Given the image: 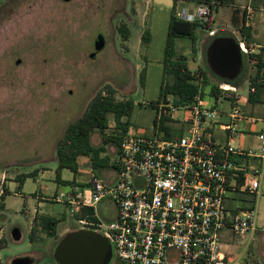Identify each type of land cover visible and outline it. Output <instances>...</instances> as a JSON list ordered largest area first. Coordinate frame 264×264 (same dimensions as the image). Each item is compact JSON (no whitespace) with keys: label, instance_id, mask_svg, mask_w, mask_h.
<instances>
[{"label":"rangeland","instance_id":"obj_1","mask_svg":"<svg viewBox=\"0 0 264 264\" xmlns=\"http://www.w3.org/2000/svg\"><path fill=\"white\" fill-rule=\"evenodd\" d=\"M196 6L186 2L179 10L186 9L190 14ZM171 7L172 0H0V180L4 178L9 189L0 211V264H11L13 258L20 256L31 257L32 264H53L56 238L46 236L41 229L35 233L38 244L28 238L38 206L34 192L44 193L41 199L48 201L49 205H40L42 213L61 218L57 237L75 227L66 206L50 197L53 191L66 189L55 181L56 142L99 89L109 85L117 99L132 100L131 132L142 135L154 132L155 110L151 103L159 97L163 81ZM230 8L218 7L212 31L229 33L239 40L240 33L230 21ZM122 24L129 29L127 40L119 29ZM145 30L148 40L143 42ZM99 33L104 35L105 45L95 51L93 42ZM211 35L210 31L197 28L193 39L175 38L174 51L188 57L191 69L203 67L205 44ZM92 52L94 57L90 55ZM252 73L251 66L244 65L237 93L246 111L259 115L264 112L263 104L247 99V81ZM165 80L170 81V76L164 77ZM207 102L211 103V99L207 98ZM114 127L110 115L107 131H113ZM240 139L241 136H236L232 144L238 146ZM91 143L95 146L101 143L98 131L92 133ZM242 143L254 145L255 141L250 137ZM116 150L113 144L106 146L111 161L116 158ZM78 163L79 183L88 181L91 173L105 181L113 177V167L92 170L85 156ZM33 170H37L36 175L26 178L18 187L16 176ZM72 178L68 169L61 171V179ZM45 184L48 190H43ZM262 191L263 195L257 199V231L245 236L226 232L221 239L222 250L241 264H264V182ZM230 200L232 206L240 204L233 192L227 196V206L231 205ZM98 213L105 220L113 218V202L103 199ZM14 227L20 230L18 241L11 236ZM40 235L46 240H38ZM109 264L121 262L112 257Z\"/></svg>","mask_w":264,"mask_h":264},{"label":"built area","instance_id":"obj_2","mask_svg":"<svg viewBox=\"0 0 264 264\" xmlns=\"http://www.w3.org/2000/svg\"><path fill=\"white\" fill-rule=\"evenodd\" d=\"M191 12L183 9L178 15L206 20L209 9L200 4ZM240 47L247 52L243 43ZM217 88V97L202 95L199 88L186 102L166 95L155 107L151 135L129 127L122 135L111 180L91 173L89 185L50 196L66 206L76 229L107 237L112 257L121 264H241L222 250L221 239L226 232L245 236L257 231L264 114L244 112L237 86L222 81ZM254 90L248 87V93ZM236 136H241L238 146L232 144ZM250 137L254 145L241 144ZM5 190L2 178L0 204ZM235 191L252 201L239 198L240 204L232 206L230 200L228 207L227 196ZM103 199L113 202L111 219L99 216Z\"/></svg>","mask_w":264,"mask_h":264},{"label":"trees","instance_id":"obj_3","mask_svg":"<svg viewBox=\"0 0 264 264\" xmlns=\"http://www.w3.org/2000/svg\"><path fill=\"white\" fill-rule=\"evenodd\" d=\"M186 2H193L197 5H206L209 9L207 19H187L178 15V12L180 11L179 6ZM231 2V0H172L164 49L163 81L160 84L159 97L155 103H151L154 110L159 101L165 98L168 94L174 95L177 98V102L190 101L193 94L199 90V88L202 90V95L211 97H217L219 95L217 84L223 80L215 76L209 70L206 61H204L205 66L191 69L188 65V57L183 53H176L173 45L175 38L193 39L197 28L212 31L215 19L214 13L219 6L228 5ZM232 23L240 33L241 37L238 41L244 42V45L247 48L246 53L242 52L244 65L249 64L253 69V73L250 74L247 82L248 87L254 86L255 90L248 93V100L252 103L262 102L264 101L261 96V94L264 93V83L261 82L264 78V47H260L258 52H252L249 47L250 27L246 26L244 21L240 26L235 20H233ZM119 29L123 39L127 40L129 36V29L127 26L122 24ZM217 35L231 34L223 32L213 33L205 44V48L209 41ZM141 39L143 42L148 40L147 30L142 33ZM166 76H170V81H164V77ZM144 80L145 72L142 70L140 72V81L142 84L144 83ZM240 82L241 76L230 83L238 86ZM114 93V88L109 85H105L102 89H99L88 102L83 113L75 120L69 122L64 133L58 138L56 142L57 167L55 168V181L66 188L73 185H79L81 187L89 185L88 181L84 183L76 181V176L80 173L78 159L82 156L89 159V164L92 170L115 167V160L111 161L109 155L106 153V146L113 144L116 148L118 147L122 135L128 130L129 117L134 104L130 98L127 100L117 99ZM110 115L112 116L115 127L113 131L108 132ZM155 121L156 118L154 116V125ZM94 131H98L101 136V143L98 146L91 143V135ZM166 135L169 136L170 133L166 131ZM63 169H68L72 172L73 178L71 180L61 179V171ZM36 171L37 170H33L28 173L17 175V186L21 187L26 178L34 177ZM5 194H7V189L5 190ZM234 194H237L240 199L247 200L248 202L250 201L245 198L247 196L245 193H238L235 191ZM3 208L4 204L2 202L0 204V211H2ZM85 212L89 211L85 210ZM82 214L83 213H80L79 215ZM60 221V217L45 214L34 216L28 235L29 240L31 242L35 241V233L39 227L46 236L56 238L57 243L60 237H57L56 229ZM72 229L74 230L76 228L73 227ZM53 264H57L55 260H53Z\"/></svg>","mask_w":264,"mask_h":264},{"label":"water","instance_id":"obj_4","mask_svg":"<svg viewBox=\"0 0 264 264\" xmlns=\"http://www.w3.org/2000/svg\"><path fill=\"white\" fill-rule=\"evenodd\" d=\"M104 45V35L97 34L93 42L95 51L101 50ZM205 61L209 70L223 82L236 80L244 68L240 42L233 35L214 36L205 48ZM11 236L14 241H18L21 236L19 228L14 227ZM53 258L57 264H109L112 247L109 239L101 233L79 228L67 231L59 238L53 250ZM32 262L29 256L11 260V264Z\"/></svg>","mask_w":264,"mask_h":264},{"label":"crops","instance_id":"obj_5","mask_svg":"<svg viewBox=\"0 0 264 264\" xmlns=\"http://www.w3.org/2000/svg\"><path fill=\"white\" fill-rule=\"evenodd\" d=\"M235 2H238V4H236V3L233 4L232 2L230 4H228L229 7L231 6V8H230V21L233 22V20H235L239 24V26L244 21L245 25L250 27L249 47H250L252 52H258L260 47H264V4H263V0H255V1H252V0H235ZM188 3H190L191 5L193 4V2H188ZM187 19H189V18H187ZM235 30L238 31L236 27H235ZM239 40H240V38H239ZM240 43L244 44V42H240ZM261 96L264 99V93L261 94ZM254 103H262L264 106V101L254 102ZM244 109L245 108L243 107V110ZM244 112H247L249 114L254 113L253 111H246V109L244 110ZM262 114H264V112H261V114H259V115H262ZM111 179H112V177H111ZM42 186H43V190H48V185L45 184ZM6 187H7L6 189L8 192V190H9L8 186H6ZM54 192L55 191H53V193ZM5 196H6V194L4 195V199H5ZM44 197H45L44 193L34 192V198L36 199L38 206L36 208L37 211L34 213L33 217L36 215H40V214H45V215L51 216L49 213H42L43 211H41L39 209L40 205H42V204L43 205H49L48 201L41 199ZM3 202H4V200H3ZM33 217H32V219H33ZM31 223H32V221H31ZM38 229H39V227H38ZM29 232H30V229H29ZM56 232H57V229H56ZM37 239L40 241L46 240V239H44V235H40L39 237H37ZM34 242H36V241H34ZM36 243L38 244V242H36Z\"/></svg>","mask_w":264,"mask_h":264},{"label":"flooded vegetation","instance_id":"obj_6","mask_svg":"<svg viewBox=\"0 0 264 264\" xmlns=\"http://www.w3.org/2000/svg\"><path fill=\"white\" fill-rule=\"evenodd\" d=\"M92 54H93V55H92ZM90 55L94 57V56H95V52L90 53Z\"/></svg>","mask_w":264,"mask_h":264}]
</instances>
